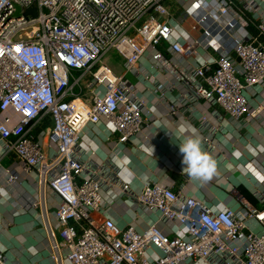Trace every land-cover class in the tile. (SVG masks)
<instances>
[{"label":"built area","instance_id":"obj_1","mask_svg":"<svg viewBox=\"0 0 264 264\" xmlns=\"http://www.w3.org/2000/svg\"><path fill=\"white\" fill-rule=\"evenodd\" d=\"M33 5L37 17L25 18ZM184 19L197 21L192 30H201L200 38L174 39L185 32L165 0H0V111L10 113L0 123V147L3 155L17 157L24 174L36 173L38 185L59 200L58 224L45 238L50 264H264V207L244 197L240 210L214 211L172 187L146 183L135 196L137 203L175 224L174 233L165 234L156 223L144 230L135 225L120 229L110 219H93L102 211V191L112 185V177L81 159L83 129L106 123L123 145L146 123L136 86L115 73L108 57L123 59L127 72L147 81L149 73L139 66L143 59L150 57L154 69H166L172 81L157 90L167 116L187 111L195 117L199 100L221 109L224 115L216 111L218 117L237 128L261 114L248 96L249 89L264 87V21L257 23L253 3L194 0ZM255 21L253 36L249 27ZM208 49L219 56L196 67L182 65ZM167 85L179 91L178 101H167ZM15 117L19 120L9 126ZM45 117L52 127L37 137L35 129ZM204 122L208 125L206 117ZM215 129L211 126L204 136L206 143ZM3 175L6 183L18 178L11 171ZM257 181L264 184V177ZM253 194L264 204V193ZM28 195L30 208L39 210L40 203ZM251 220L261 232L249 225ZM0 264H8L2 250Z\"/></svg>","mask_w":264,"mask_h":264},{"label":"crops","instance_id":"obj_2","mask_svg":"<svg viewBox=\"0 0 264 264\" xmlns=\"http://www.w3.org/2000/svg\"><path fill=\"white\" fill-rule=\"evenodd\" d=\"M193 1L180 0L176 4L174 0H165L174 23L182 26L187 21L184 19V10ZM249 1L253 3L259 16L257 23L264 21V0ZM177 17L180 22H177ZM182 30L185 38L177 34L174 36L175 40L184 42L186 39H198L193 36L192 31L191 33L184 27ZM249 32L253 36L257 34L256 21L250 25ZM200 33L202 35L201 30ZM218 56L213 49L201 50L197 58L189 62L183 61L182 65L188 66L190 63L196 67L211 57ZM107 61L116 74L125 75L136 86V93L144 103L146 123L142 133L123 145L119 142V135L106 123L89 124L82 131L79 141L81 159L92 168L100 167L110 172L112 177V185L102 191V211L93 213V219L97 223L110 219L120 229L135 225L139 230L156 223L165 234L174 233L175 224L162 221L159 213L145 210L137 203L135 196L140 194L146 183L172 187L176 193L183 197H195L214 211L226 208L240 210L244 206L242 197L257 207H264L253 194L256 190L264 193V184L257 181L259 176H264V87L257 86L248 90L251 106L260 107L261 114L256 120L245 123L243 128H237L226 118L220 119L216 111L219 115H224L223 111L206 105L204 100L196 103L199 113L195 117L187 111H180L174 117L167 116L166 102L160 100L157 86L167 83L168 71L154 69L150 57L143 59L139 66L144 69V74L149 73L151 81L127 72L123 59L119 57H108ZM173 61L177 63L178 58ZM169 81L172 79L169 78ZM163 94L168 102L180 99L179 91H173L168 85ZM85 99L90 101V94ZM9 116L10 113L0 111V123H4ZM204 117L207 118L208 125L204 122ZM18 120V117L13 118L9 126H14ZM211 126L216 129L212 130L210 143H206L204 136L208 135ZM51 127V119L45 117L35 129L37 137ZM181 128L183 133L180 132ZM193 135L199 137L202 151L216 164L215 173L207 181L193 179L183 173V157L178 146L185 137ZM47 151L50 154L54 152L50 148ZM117 155L120 159L127 156L128 160L123 168L131 173L130 178L122 172L121 166L113 162V157ZM20 169L17 157L13 153L3 155L0 147V250L7 255L8 264H50L45 238L51 229L55 231L58 224L54 212L59 200L49 189L38 185L36 173L24 174ZM4 171L15 173L17 180L6 183ZM124 185L129 186L126 193L123 191ZM240 188L251 194L256 202L244 196ZM28 192L40 203L39 210L30 208L32 200ZM249 225L257 232L262 231L254 220Z\"/></svg>","mask_w":264,"mask_h":264},{"label":"clouds","instance_id":"obj_3","mask_svg":"<svg viewBox=\"0 0 264 264\" xmlns=\"http://www.w3.org/2000/svg\"><path fill=\"white\" fill-rule=\"evenodd\" d=\"M183 128L180 132L183 133ZM179 152L181 153L183 173H186L189 177L193 179H199L202 181H207L211 179L216 171L215 161L201 148V142L198 136H187L184 138L183 142L178 146ZM152 152L154 149H151ZM128 158L125 156L120 159L119 156L113 157V162L118 166L122 167V172L127 174V177H131V173L127 171L123 166L126 164Z\"/></svg>","mask_w":264,"mask_h":264},{"label":"rangeland","instance_id":"obj_4","mask_svg":"<svg viewBox=\"0 0 264 264\" xmlns=\"http://www.w3.org/2000/svg\"><path fill=\"white\" fill-rule=\"evenodd\" d=\"M175 2H176V4H178L179 2H180V0H174ZM182 7V6H181ZM180 18V17H179ZM176 20H177V22H180L179 21V19H178V17L176 18ZM175 24H177V23H175ZM195 24H197V21H194V20H192V21H186L181 27H184V28H186V30L187 31H192L191 33L193 34V36L195 37V38H200V36H201V33H200V30H197L198 32H196V31H193L192 29H193V26L195 25ZM178 25V24H177ZM180 26V25H179Z\"/></svg>","mask_w":264,"mask_h":264},{"label":"water","instance_id":"obj_5","mask_svg":"<svg viewBox=\"0 0 264 264\" xmlns=\"http://www.w3.org/2000/svg\"><path fill=\"white\" fill-rule=\"evenodd\" d=\"M21 10L20 8L17 9V13H16V16H20V13ZM37 6L36 5H33L31 8L27 9L24 13V17L25 18H29V17H32V18H36L37 17ZM233 57H236V55L233 53L232 55Z\"/></svg>","mask_w":264,"mask_h":264},{"label":"trees","instance_id":"obj_6","mask_svg":"<svg viewBox=\"0 0 264 264\" xmlns=\"http://www.w3.org/2000/svg\"><path fill=\"white\" fill-rule=\"evenodd\" d=\"M240 192H241L244 196H246L247 198H249L252 202H254V203L256 202V201L254 200V198L251 196V194L245 192V190H244L243 188H240Z\"/></svg>","mask_w":264,"mask_h":264},{"label":"bare ground","instance_id":"obj_7","mask_svg":"<svg viewBox=\"0 0 264 264\" xmlns=\"http://www.w3.org/2000/svg\"><path fill=\"white\" fill-rule=\"evenodd\" d=\"M264 177V176H263Z\"/></svg>","mask_w":264,"mask_h":264}]
</instances>
